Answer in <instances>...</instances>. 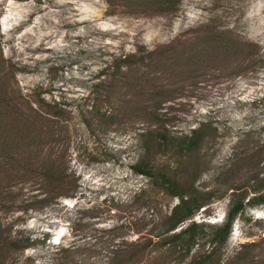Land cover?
Returning a JSON list of instances; mask_svg holds the SVG:
<instances>
[{
	"label": "rangeland",
	"instance_id": "obj_1",
	"mask_svg": "<svg viewBox=\"0 0 264 264\" xmlns=\"http://www.w3.org/2000/svg\"><path fill=\"white\" fill-rule=\"evenodd\" d=\"M113 1L0 0V145L18 141L9 137L22 128L11 99L17 90L34 106L40 98L60 104L66 127L50 134L44 127L39 142L54 157L65 150L63 164L79 185L74 198L26 209L45 194L0 169V184L9 189L0 200L13 205L0 204V264H154L164 219L180 199L134 170L148 130L184 137L203 124L216 128L189 166L197 189L213 197L197 222L222 223L232 185L252 169L264 171V153L249 154L264 150V0H176L167 10L163 0ZM208 24L212 29H204ZM154 51L110 92L98 86L114 58ZM11 65L16 77L8 80ZM162 87L157 122L143 109L153 108V91ZM93 105L115 122H102ZM154 160L174 158L159 151ZM10 237L28 246L10 249ZM245 242L259 244L257 261L264 264V205L236 220L224 260ZM192 259L193 253L167 264Z\"/></svg>",
	"mask_w": 264,
	"mask_h": 264
},
{
	"label": "trees",
	"instance_id": "obj_2",
	"mask_svg": "<svg viewBox=\"0 0 264 264\" xmlns=\"http://www.w3.org/2000/svg\"><path fill=\"white\" fill-rule=\"evenodd\" d=\"M175 1L163 0L161 2L163 3L162 9L172 8L173 4L177 3ZM107 2L110 6L114 5L113 0H107ZM204 29H212V27L208 24ZM0 51L2 52L1 49ZM157 54V51H154L148 55L126 54L114 58L112 64H107L101 72L102 76L107 77V80L102 81L98 86L105 88L107 93L110 92V88L117 78L125 75L126 71L129 72L137 68V65L141 63L152 61ZM3 61L6 62L4 57ZM4 73H6V79L11 80L10 77L14 79L16 77L15 66L7 67ZM5 88L4 92L7 95L10 90ZM162 89L163 87L153 91L155 98L153 108L145 107L143 109L149 119L157 122L162 121L157 113L161 99L159 97L163 93ZM16 93L15 98L11 99L19 110L16 127L22 128L11 129L9 133V137L17 136L16 145H7V142L1 141L0 169L8 173L10 171L12 179L24 182L32 181L33 187L38 186L40 192L45 194L44 197L36 195L31 202H28L27 207L23 206V208H44L62 197H76L79 185L74 175L69 173L63 164L66 156L65 150L62 149L54 157L51 149H46L43 145L45 143L39 142L42 139L41 132H44V127H49L47 134L57 132L54 127H60L59 133L62 132L61 127H66L67 111L60 104L50 103L42 98L37 100L34 106L21 90H17ZM5 98L7 101L8 98ZM91 109L92 113H96L102 122L108 124L115 122V115H101L95 105ZM36 127H40L39 133H36ZM215 131H217L216 128L211 125L203 124L201 127L193 129L192 135L184 137L171 135L166 129L148 130L142 134L145 139L146 154L134 166V170L157 181L169 195L180 199L164 219L163 231L159 235L161 239L158 246L160 247L153 251L156 259L154 264H167V261L172 258L184 260L192 253L193 259L190 264H256L259 262L255 253L259 244L256 242L242 243L237 252L227 260H224V256L225 247L231 237L236 220L243 216L248 209L264 205L263 170L252 169L241 182L232 185L230 189L233 192L229 196L228 211L222 223L206 224L194 220L201 208L210 205L213 197L212 194L197 189V171L195 168L194 171H191L189 166L206 138L212 136ZM159 151L172 154L174 161L165 164L157 163L154 157ZM263 153L264 150H258L249 154L252 155L251 157L258 158ZM260 165L261 161L259 160L257 166L260 168ZM5 190L9 189L0 184V197L3 196ZM0 204L13 208L12 203L8 201L0 200ZM180 227H182L181 230L176 232ZM7 242L10 244V249L13 250L25 249L28 246L25 241L17 238L10 237ZM207 244H210V248L205 250Z\"/></svg>",
	"mask_w": 264,
	"mask_h": 264
},
{
	"label": "clouds",
	"instance_id": "obj_3",
	"mask_svg": "<svg viewBox=\"0 0 264 264\" xmlns=\"http://www.w3.org/2000/svg\"><path fill=\"white\" fill-rule=\"evenodd\" d=\"M223 218V217H222Z\"/></svg>",
	"mask_w": 264,
	"mask_h": 264
}]
</instances>
